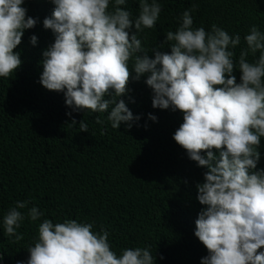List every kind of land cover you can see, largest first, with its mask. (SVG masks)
I'll use <instances>...</instances> for the list:
<instances>
[{"label": "clouds", "instance_id": "9594fccd", "mask_svg": "<svg viewBox=\"0 0 264 264\" xmlns=\"http://www.w3.org/2000/svg\"><path fill=\"white\" fill-rule=\"evenodd\" d=\"M137 2L134 14L128 0H51L54 7L43 27L55 39L42 53L40 83L63 92L72 111L107 112L112 128L124 124L131 129L141 116L121 97L130 92V76L145 78L153 108L182 113L173 139L205 169L203 181L196 184L204 207L194 235L208 253L200 264H264V167L258 168L264 155V31L253 24L237 58L240 34L217 24L210 30L195 27L194 4L165 35L170 53L159 51V45L148 51L138 37L156 28L163 6L160 0ZM24 5L25 0H0V78L21 66V53L15 50L25 31L39 22ZM30 43L36 46L38 37L32 35ZM148 119L158 122L151 113ZM96 123L104 121L97 117ZM79 127L88 132L84 120ZM28 203L17 200L4 213L0 227L7 237L22 240L18 230L25 219L36 223L44 216ZM93 228L75 219L54 223L44 218L27 247L28 259L17 264H156L151 246L118 253L110 244V231Z\"/></svg>", "mask_w": 264, "mask_h": 264}, {"label": "trees", "instance_id": "16d2710c", "mask_svg": "<svg viewBox=\"0 0 264 264\" xmlns=\"http://www.w3.org/2000/svg\"><path fill=\"white\" fill-rule=\"evenodd\" d=\"M160 2L156 28L145 29L138 37L148 51L159 45V51L170 53L165 35L177 28L180 14L194 4L198 5L192 13L195 27L210 30L217 24L230 34H240L241 44L234 50L237 58L247 47L243 38L249 28L255 24L264 31V0ZM24 7L39 22L25 31L15 50L21 53V66L12 76L0 78V222L17 200L28 201V208L37 206L44 216L36 223L25 219L18 230L23 234L20 241L7 237L0 227V260L26 261L37 224L44 218L54 223L67 218L92 223L94 231L109 230L110 244L118 253L151 246L156 264H200L208 253L194 235L198 212L204 207L197 200L196 184L203 181L205 169L173 139L183 123L182 113L153 108L145 78L135 81L131 76L130 92L121 97L134 115L141 116L131 129L124 124L112 128L107 112L72 111L63 92L47 90L40 83L42 53L55 39L43 20L54 5L51 0H25ZM127 8L137 13V0H128ZM32 35L38 37L36 46L30 43ZM234 74L239 82V71ZM149 113L158 122L149 120ZM97 117L104 123H96ZM83 120L88 132L80 131Z\"/></svg>", "mask_w": 264, "mask_h": 264}, {"label": "water", "instance_id": "95a60500", "mask_svg": "<svg viewBox=\"0 0 264 264\" xmlns=\"http://www.w3.org/2000/svg\"><path fill=\"white\" fill-rule=\"evenodd\" d=\"M0 264H4V263L0 260Z\"/></svg>", "mask_w": 264, "mask_h": 264}]
</instances>
